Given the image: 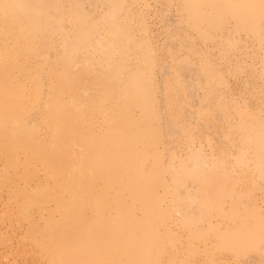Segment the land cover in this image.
<instances>
[{"label": "bare ground", "instance_id": "bare-ground-1", "mask_svg": "<svg viewBox=\"0 0 264 264\" xmlns=\"http://www.w3.org/2000/svg\"><path fill=\"white\" fill-rule=\"evenodd\" d=\"M0 264H264V0H0Z\"/></svg>", "mask_w": 264, "mask_h": 264}]
</instances>
